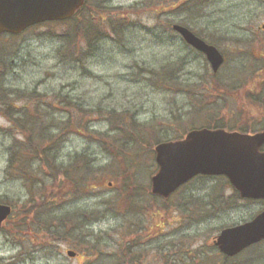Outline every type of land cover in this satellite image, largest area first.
<instances>
[{"label":"rangeland","instance_id":"obj_1","mask_svg":"<svg viewBox=\"0 0 264 264\" xmlns=\"http://www.w3.org/2000/svg\"><path fill=\"white\" fill-rule=\"evenodd\" d=\"M106 4L126 31L116 41L106 28L91 58L79 53L76 18L0 35V202L12 207L0 227V264H113L129 254L148 264H264V240L227 260L212 241L264 200L237 196L221 175L197 176L166 199L149 192L155 143L214 123L246 127L264 114V0ZM169 22L215 44L220 69L213 73ZM32 118L45 138L25 143L31 133L19 122ZM81 119L86 131L74 124ZM37 142L59 170L31 152ZM19 144L27 154L9 167Z\"/></svg>","mask_w":264,"mask_h":264},{"label":"water","instance_id":"obj_2","mask_svg":"<svg viewBox=\"0 0 264 264\" xmlns=\"http://www.w3.org/2000/svg\"><path fill=\"white\" fill-rule=\"evenodd\" d=\"M84 0H0V33H18L46 20L71 17ZM183 39L203 52L213 72L223 55L213 44L186 26L172 25ZM264 129L248 133L224 128H195L183 137L154 145L156 171L150 176V191L168 197L179 185L197 174L224 175L244 198L264 199ZM11 206L0 202V226ZM264 239V209L251 219L224 227L213 242L226 255H234ZM74 256L73 250H67Z\"/></svg>","mask_w":264,"mask_h":264},{"label":"flooded vegetation","instance_id":"obj_3","mask_svg":"<svg viewBox=\"0 0 264 264\" xmlns=\"http://www.w3.org/2000/svg\"><path fill=\"white\" fill-rule=\"evenodd\" d=\"M106 2H107V0H84L82 5L78 8V10L71 17L68 18V19L76 18L78 20V23H77V30L79 32L78 34H79V37H82V39L84 41L82 46H81V49H79V53L81 52V55L83 54L84 55L83 57L85 59L94 57L98 53V51L101 49V47H100L101 41L104 40L105 38H107V34H105V31H104L106 28H109L111 30V32L113 33L112 34L113 40H116V41L123 40L121 38V35L123 36V34L126 31V29H125L126 24L123 25L122 20L116 21V20L108 19L107 16L111 14V12L109 11V9L111 10V6L106 4ZM94 10H96V11L102 10V12L98 16H96ZM68 19H66V20H68ZM98 21H100V22H98ZM44 23H47V21L36 23L32 26H36V25L44 24ZM173 23L174 22H169L168 24H170V26H169L170 29L173 32H175V30H173V28H172ZM32 26H29V27L25 28L24 30H22L21 32L13 34V35L21 34V33L25 32L28 28H31ZM262 27H264V25ZM6 34H8V33H6ZM176 34L178 36H180L178 33H176ZM259 69L262 70L264 68L262 66V67H259ZM260 100H262V102H260L259 105H262V108H264V96L263 95H262V99H260ZM254 121H256V122L258 121V122L263 123L258 127L256 126L254 130H257V129L259 130V129L264 128V114L250 115L248 122L253 123ZM252 123H250V125L248 124L247 126H251ZM249 132H251V131H249ZM184 133H181L180 135L176 136V138L183 137ZM260 150H264V144H262V146L260 147ZM197 176H206V175L198 174V175L194 176L193 178H196ZM193 178H191V179H193ZM191 179L188 180L187 182H185L184 184H182L181 186L190 182ZM181 186H179L177 189H179ZM263 208H261V209H263ZM188 217H190V215H188ZM190 220H191V218H190ZM129 250L130 249L128 248V251ZM162 251H163V249L159 251V253H160V254H158L159 259L161 256L163 257V259H165V257L162 254ZM221 254H222L224 260H227L228 258L233 257V256H227V255L223 254L222 252H221ZM236 255L237 254H235L234 256H236ZM142 261H143V256L139 257L138 259H135V257H133V255L129 254V256L125 259H123V258L122 259L121 258L115 259L113 261V264H148V262H145V261L142 262Z\"/></svg>","mask_w":264,"mask_h":264},{"label":"trees","instance_id":"obj_4","mask_svg":"<svg viewBox=\"0 0 264 264\" xmlns=\"http://www.w3.org/2000/svg\"><path fill=\"white\" fill-rule=\"evenodd\" d=\"M3 94V96L5 95L4 93H2ZM5 98V97H4ZM260 99H262V98H260ZM259 103L260 102H262V100H259L258 101ZM66 103H67V105H71V107L72 108H74V107H76L77 109H79V110H84L85 108L83 107V105L81 104L80 105V103H79V101L78 100H75V99H72V98H64V105H66ZM82 107V108H81ZM84 113H88V110L87 109H85L84 111H83ZM85 117V116H84ZM10 118H12V116H10ZM21 118H23V116H21ZM23 121V120H22ZM259 123H261V122H259ZM19 124H20V126L22 127V129H24L25 130V132L27 133V135H28V133H31L30 134V136L29 137H27V139H28V141L27 142H25V143H32V141H34L35 139H36V136H37V138H41V139H43V138H45V136L42 134L43 132H41V131H43L44 129L42 128V127H38V128H36L37 126L36 125H38L39 126V124H40V122H39V120H36L35 118H32V119H26L24 122H19ZM68 124H73V122L70 120V117H67L66 119H65V121H64V129H65V127H68ZM74 124H76V127L77 126H79L80 128H82L81 130H84V131H86V125H85V122H83V120L81 119V121H79L78 123H74ZM40 126H41V124H40ZM42 126H43V124H42ZM23 127H25V128H23ZM209 127H226V128H228V129H238V130H241V131H254V129H255V127H253V125H251V126H241V125H239L238 123L235 125V126H226V125H223V124H220V123H214V124H211V125H209ZM46 128V127H45ZM65 132V131H64ZM60 134H58V135H54V136H59ZM56 138V137H55ZM133 138V140L135 141L136 139V137H132ZM35 145L36 146H38V145H40V142H37V143H35ZM23 147V146H22ZM42 147H45V144L42 146ZM23 149H24V147H23ZM25 150V149H24ZM19 151H20V154H18L19 153ZM31 152H33L34 153V155L37 157V158H39V160H40V162L42 163V165H44V166H50L51 168H53V167H55L54 169H56V170H59L60 168H59V166L57 165V164H53V163H50V162H48V153H47V151H46V149L44 148V149H40V146H38V147H35V149H34V151H31ZM25 154H27L26 153V151H23V150H21V147H20V144H19V147L17 148V150L16 149H14V152H13V154H11V157H10V164H9V167H13V165L16 163V162H23V159H24V155ZM25 163H26V161H25ZM85 166H86V164H85ZM76 167H74V169H73V173H75L76 172V170H78V168H76ZM71 171L72 170V167L71 166H69V168H64V172H66V171ZM75 171V172H74ZM51 173L53 172V171H50ZM84 173V172H83ZM84 174H86V173H84ZM148 190V189H147ZM236 192V191H235ZM236 195H237V192H236ZM238 196V195H237ZM8 219V218H7ZM6 219V220H7ZM5 220V221H6ZM22 224L24 225V223H20V225L18 226L17 225V228H20L21 226H22ZM39 227H40V223H39ZM38 227V228H39ZM46 227H47V231L49 232V233H51L52 235H55L56 233L54 232V231H52V230H50V227L48 228V226L46 225ZM76 229L77 228V226H74V225H72V228H71V231L73 230V229ZM69 231V230H68ZM68 231H66V234L68 233ZM65 234V229H64V236L66 235Z\"/></svg>","mask_w":264,"mask_h":264}]
</instances>
